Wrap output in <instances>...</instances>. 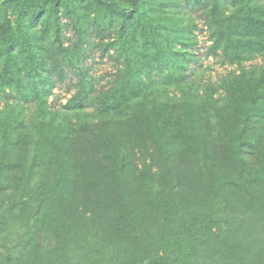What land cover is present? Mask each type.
<instances>
[{
    "label": "trees",
    "instance_id": "1",
    "mask_svg": "<svg viewBox=\"0 0 264 264\" xmlns=\"http://www.w3.org/2000/svg\"><path fill=\"white\" fill-rule=\"evenodd\" d=\"M0 264H264V0H0Z\"/></svg>",
    "mask_w": 264,
    "mask_h": 264
},
{
    "label": "rangeland",
    "instance_id": "2",
    "mask_svg": "<svg viewBox=\"0 0 264 264\" xmlns=\"http://www.w3.org/2000/svg\"><path fill=\"white\" fill-rule=\"evenodd\" d=\"M201 39L204 41L205 36L204 34H201ZM99 51L95 52L96 61L95 60H89L88 65L91 66V71L94 73V75L99 78V83L97 87H101L104 85H107L108 81L110 80L111 73L116 71V63L115 61L105 56L104 58L99 57ZM200 57L201 56V53ZM100 58V59H99ZM256 62H260V60H256ZM234 69L232 66L228 65H221L219 62L214 61L212 58L205 59L204 57L201 58V61L199 64H192L190 72H197V75L195 76L202 82H207L209 79L216 83L219 77L223 74H227L229 71ZM194 77V75L192 76ZM76 78L74 77L73 73L69 71V76L66 78V81L61 83L56 87L55 93L58 96L59 102L66 103V101L71 97L72 93L74 92V83L72 81H75ZM70 88V90L68 89Z\"/></svg>",
    "mask_w": 264,
    "mask_h": 264
}]
</instances>
